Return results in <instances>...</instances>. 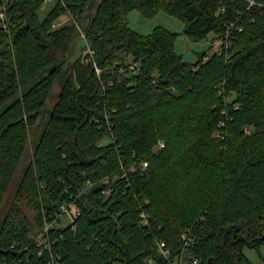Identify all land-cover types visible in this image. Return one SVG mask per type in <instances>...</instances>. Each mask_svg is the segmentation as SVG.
Listing matches in <instances>:
<instances>
[{
  "label": "trees",
  "instance_id": "1",
  "mask_svg": "<svg viewBox=\"0 0 264 264\" xmlns=\"http://www.w3.org/2000/svg\"><path fill=\"white\" fill-rule=\"evenodd\" d=\"M93 2L64 0L41 19L43 0H10L11 31L0 22V207L78 34L55 21L88 20L92 51L62 77L0 225V264H169L161 241L172 258L254 264L244 249L264 245V0H101L91 14ZM135 9L167 11L190 39L214 33L223 46L189 62L178 32L134 30ZM63 205L76 208L69 222ZM46 223L50 248L36 241Z\"/></svg>",
  "mask_w": 264,
  "mask_h": 264
},
{
  "label": "rangeland",
  "instance_id": "2",
  "mask_svg": "<svg viewBox=\"0 0 264 264\" xmlns=\"http://www.w3.org/2000/svg\"><path fill=\"white\" fill-rule=\"evenodd\" d=\"M101 0H94L93 5L87 11L91 14H94L96 11V7ZM58 3V0H53L42 4L40 8V17L44 19L52 10V8ZM62 3V2H61ZM86 13V12H85ZM129 25L136 31L147 34L154 30L157 26H163L171 31L178 32L179 35L175 41V49L177 53L183 56V58L189 62H196L199 58L200 53L207 51L209 53H213L222 48L223 42L218 41L216 44L213 45V39H217L214 33H210L207 38L201 41H195L187 37L184 33L185 24L183 20L179 17L168 13L167 11L160 10L156 14L152 16L145 15L142 11L135 9L132 10L129 14ZM57 22H62L63 24H75L76 30L78 32L77 36L73 40L69 52L66 54V64L64 66V71L62 76L57 80L54 84L49 97L43 107L40 116L37 119V122L34 127L30 129V137H29V144L26 148L25 154L21 159L19 167L16 171L14 179L11 183L8 193L6 194L3 203L0 207V225L1 222L8 210L9 204L13 201L17 188L19 186L20 180L23 176V173L28 165V163L32 160V156L34 153V148L36 142L39 140V137L44 129V124L48 118L49 112L55 105L58 100L59 93L63 87V78L68 73H70V65L75 62L77 58H82L86 61L87 54L91 52L89 50L88 43L86 44V34L84 28L86 27V23L88 20H83L77 22L74 17L72 19L69 17L67 13L62 14L60 19L56 20ZM11 31V29H10ZM11 37V33L9 34V38ZM227 44V43H226ZM87 45V46H86ZM97 74H101V69H96ZM23 209L28 213L31 219L34 218L35 212L31 209L28 204L22 203ZM76 208L73 206L72 209L69 210L68 213L65 214L64 219L66 222L72 220L71 215L75 213ZM245 255L252 261L254 264H264V245L257 250L251 247H245L244 249Z\"/></svg>",
  "mask_w": 264,
  "mask_h": 264
},
{
  "label": "built area",
  "instance_id": "3",
  "mask_svg": "<svg viewBox=\"0 0 264 264\" xmlns=\"http://www.w3.org/2000/svg\"><path fill=\"white\" fill-rule=\"evenodd\" d=\"M50 1H53V0H43L44 4ZM60 2L64 3V0H58V3ZM9 3H10V0H4V2L0 4V22L8 31H10V23H11V17L9 13L10 11ZM252 3H253V0H252ZM67 14L72 19L73 16L69 12H67ZM59 19L60 17L58 18V20ZM65 25L66 24H63L62 22L55 21V23L53 24V28L55 29L62 28ZM218 41H220L219 37H217V39H213L212 41L213 45L216 44ZM144 166H147V163H144ZM62 207H63L65 214L69 212L70 209L67 206L63 205ZM73 215L74 213L71 215L72 218H73ZM50 227H51V224L46 223L41 233L37 235L36 237V241L39 243V245H45L47 248H50L51 245H50L48 237H46L45 234L49 231ZM184 237L186 238V236ZM190 241L191 239L189 238L188 243ZM158 251H159V254L162 255L169 262V264H198V260L188 258L185 252H183L180 256H177L176 258H172L171 250L166 247V243L163 241L158 243ZM149 264H155L153 259L149 260Z\"/></svg>",
  "mask_w": 264,
  "mask_h": 264
}]
</instances>
